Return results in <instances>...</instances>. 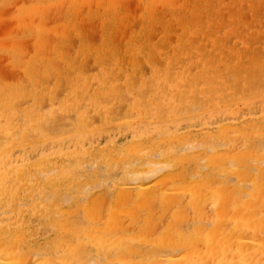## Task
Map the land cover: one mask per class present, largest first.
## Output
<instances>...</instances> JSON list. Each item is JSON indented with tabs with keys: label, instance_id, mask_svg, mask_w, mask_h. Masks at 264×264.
Listing matches in <instances>:
<instances>
[{
	"label": "bare ground",
	"instance_id": "obj_1",
	"mask_svg": "<svg viewBox=\"0 0 264 264\" xmlns=\"http://www.w3.org/2000/svg\"><path fill=\"white\" fill-rule=\"evenodd\" d=\"M263 254L264 0H0V264Z\"/></svg>",
	"mask_w": 264,
	"mask_h": 264
},
{
	"label": "rangeland",
	"instance_id": "obj_2",
	"mask_svg": "<svg viewBox=\"0 0 264 264\" xmlns=\"http://www.w3.org/2000/svg\"><path fill=\"white\" fill-rule=\"evenodd\" d=\"M243 107H245V106H242V108ZM244 109H246V107L244 108ZM182 204H183V202H181ZM185 205H184V208L185 209H187L188 208V205H187V203H184ZM209 209H210V207H209ZM209 209H208V214H209V216H211L212 214H211V211H210V213H209ZM190 212H191V219H192V221H191V224H187L186 226H187V229H185V233L187 232V231H189V228L194 224L193 223V220H194V216H195V214H193L192 213V211L188 208V214H190ZM159 211H157V222H160V221H163L164 220V222H161V223H158L159 225H165L166 224V222H167V217L166 216H163L161 213H159ZM213 213V212H212ZM211 214V215H210ZM165 217V218H164ZM162 218H164L163 220H162ZM197 224H198V222H197ZM161 227V226H160ZM162 228V227H161ZM164 228V227H163ZM162 228V229H163ZM187 230V231H186ZM187 234V233H186ZM262 257L264 258V254L262 255Z\"/></svg>",
	"mask_w": 264,
	"mask_h": 264
}]
</instances>
